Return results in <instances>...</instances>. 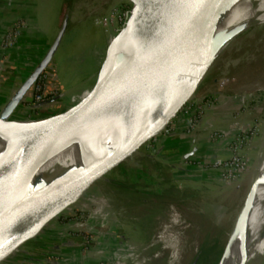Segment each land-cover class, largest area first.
Masks as SVG:
<instances>
[{"label":"rangeland","instance_id":"1","mask_svg":"<svg viewBox=\"0 0 264 264\" xmlns=\"http://www.w3.org/2000/svg\"><path fill=\"white\" fill-rule=\"evenodd\" d=\"M7 3L10 8L0 11V61L25 73L67 17L44 73V90L48 97L59 95L60 109L44 115L27 108L14 115L28 120L60 112L82 95L107 38L129 8L127 0H0L1 6ZM220 38L225 40L219 47L226 48L213 57L192 97L161 133L99 179L63 218L50 222L55 236L17 264H216L252 180L259 175L264 181V17L236 23ZM218 106L222 117L213 113ZM204 133L207 143L197 138ZM220 139L227 156L202 153ZM99 143L108 144L106 134ZM233 154L242 166L235 179L208 164ZM121 166L145 167L152 182L120 186L113 178ZM158 185L164 187L161 194L155 192ZM73 238L79 245L53 251L54 244Z\"/></svg>","mask_w":264,"mask_h":264},{"label":"water","instance_id":"2","mask_svg":"<svg viewBox=\"0 0 264 264\" xmlns=\"http://www.w3.org/2000/svg\"><path fill=\"white\" fill-rule=\"evenodd\" d=\"M204 1L127 0L129 8L107 38L97 71L89 77L82 95L60 112L42 118L40 124L13 127L23 136L0 158V262L17 264L34 255L42 246L39 244L55 236L50 222L69 212L99 179L154 140L189 101L225 40L213 35L216 10L206 19L199 18ZM66 27L64 17L42 58L0 108V121L14 117L51 63ZM182 35L191 37L194 45L170 68ZM129 38L131 45L125 48ZM58 98L27 108L33 110ZM116 120L127 134L114 147L52 178L34 177L44 162L76 140L97 148L105 123ZM259 183L257 175L216 264L221 263L239 222L243 230L240 238L247 236L249 225L243 217L254 202ZM14 252L15 258L7 260Z\"/></svg>","mask_w":264,"mask_h":264},{"label":"bare ground","instance_id":"3","mask_svg":"<svg viewBox=\"0 0 264 264\" xmlns=\"http://www.w3.org/2000/svg\"><path fill=\"white\" fill-rule=\"evenodd\" d=\"M8 3L3 6L0 5V11L10 8ZM211 10H216L213 35L219 34L221 36L226 29L236 23L258 15L264 17V0H205L199 18L206 19ZM130 45L129 38L125 42V48ZM193 45L194 41L191 37L182 35L177 42V49L173 57L174 62L170 68H173L177 58L181 57ZM225 48L219 47L216 55ZM35 117L41 118L40 116ZM41 120L42 118L38 120L16 119L14 116L11 120L0 121V145H2L0 158L18 144L23 136L13 127H30L40 124ZM102 134H106L108 139V144L105 146L96 148L90 142L84 145L82 143L73 145L80 141L76 140L44 162L35 172L34 177L45 176L49 179L71 166L84 165L104 150L114 147L118 141L126 136L127 132L123 129L121 122L116 120L106 122ZM249 207L245 218L243 217V222L245 220L249 225L247 236L240 238L243 230L240 228L241 222H239L237 229L235 228L230 235V245L222 259L223 264H260L264 260V181L259 183L254 202Z\"/></svg>","mask_w":264,"mask_h":264},{"label":"crops","instance_id":"4","mask_svg":"<svg viewBox=\"0 0 264 264\" xmlns=\"http://www.w3.org/2000/svg\"><path fill=\"white\" fill-rule=\"evenodd\" d=\"M58 49H59V47H58ZM58 49H57V51H58ZM44 53H45V51L42 53L41 57L37 60L36 63L35 62L34 63L33 62H30V64L33 65V66L30 69V71L27 72V73H25V71H23V70L17 71L14 68V66H12V65L9 64V62H5V64L1 67V70H0V108L7 101V99L12 95V93L15 91V89L22 83V81L24 80V78L32 71V69L36 66V64L42 58V56L44 55ZM44 92H45L44 93V97H46L48 94H47V92L45 90H44ZM32 94H33V89L31 88V89H29V91L25 95L24 102H22V104L19 106V109L16 111L15 115H18V113H20L22 111H25L27 109V105L31 101ZM50 98L51 97H46L45 100L50 99ZM57 105H58L57 104V100H55L53 102L43 104V105L37 107L35 110H36V112L38 114H44L45 115L49 111H53L54 108H56V107L57 108L55 109V111L58 110V109H60V106H57ZM223 111L224 110H223L222 106H218L214 110L213 113L215 115L217 114L218 115L217 117H219V116L222 117L224 115V113H225ZM203 129L204 128H202V130ZM201 134L203 135V133H201ZM201 134L197 136L198 140H201V141H204V143H207L206 142L207 136L205 135V133H204V137L201 136ZM200 138H202V139H200ZM196 142H197V140H196ZM224 146H225L224 143L220 139L219 142L215 143V146H213L211 152L206 151V152H202V153H205L204 154L205 156L208 155V154H215V155L227 156L229 153L227 151V148H225ZM197 150H200V148H198ZM64 241H74V238L73 239H66ZM58 246H59L58 244H54L53 245V249H54L53 251H55L56 249H57V252L58 251L59 252L63 251L62 247L59 248ZM73 246H71V247H73ZM43 264H47V263H43ZM48 264H50V263H48Z\"/></svg>","mask_w":264,"mask_h":264},{"label":"built area","instance_id":"5","mask_svg":"<svg viewBox=\"0 0 264 264\" xmlns=\"http://www.w3.org/2000/svg\"><path fill=\"white\" fill-rule=\"evenodd\" d=\"M9 36H10V34H8L7 39L9 38ZM11 38H12V36H11ZM1 67H2V59L0 61V70H1ZM44 78H45L44 74H42L41 76H39L37 81L33 84V87H32L33 94H32L31 101L28 103V105L33 104V103H37V102H41L45 99V97H44L45 79ZM197 108L199 109L200 106H197ZM194 110H196V109H194ZM199 113H200V111H198L197 114H195L193 116V118L195 116H198ZM193 120L195 121V118ZM193 124H194V122H193ZM192 126L193 125H191L190 127L192 128ZM223 137H226V134ZM208 164L211 165L212 167L218 168L220 170V173L225 175V177L227 176V177L232 178V179L237 178L238 177L237 175H239V173L241 172V169H242L240 158L237 157L236 154H233L229 158H226V159H212L211 161H209Z\"/></svg>","mask_w":264,"mask_h":264},{"label":"trees","instance_id":"6","mask_svg":"<svg viewBox=\"0 0 264 264\" xmlns=\"http://www.w3.org/2000/svg\"><path fill=\"white\" fill-rule=\"evenodd\" d=\"M48 96L49 95H47V97ZM118 171H119L118 179H116L117 177H114L113 180L114 181L117 180L118 181L117 183L120 186L125 185V186H129L132 188V187H135V184L138 183V181L141 179H143L144 185H147L146 184L147 182L148 184L149 182H152V180L150 179L151 177L148 175L145 167L126 169L125 167L121 166ZM163 190H164V187L158 185L155 192H158L159 194H161L163 193ZM58 245H59L58 246L59 248L60 247L63 248L67 246L79 245V242L74 239V241H64ZM55 252H57V249L55 250Z\"/></svg>","mask_w":264,"mask_h":264}]
</instances>
